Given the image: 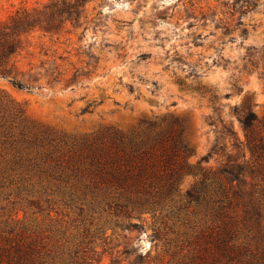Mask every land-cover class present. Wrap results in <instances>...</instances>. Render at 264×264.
Returning <instances> with one entry per match:
<instances>
[{
    "label": "rangeland",
    "instance_id": "obj_1",
    "mask_svg": "<svg viewBox=\"0 0 264 264\" xmlns=\"http://www.w3.org/2000/svg\"><path fill=\"white\" fill-rule=\"evenodd\" d=\"M47 1L0 0V21ZM84 8L78 26L28 36L16 65L32 90L0 76V92L23 110L29 136L58 141L130 132L171 116L183 123L190 164L216 145L223 151L202 163L216 168L237 153L238 141L250 159L238 117L251 109L264 120V0H87ZM255 163L258 173L247 182L264 186V162ZM193 182L184 174L180 194ZM74 183L27 172L0 145V250L38 236L46 248L83 249L100 264L123 258L125 245L151 249V257L159 255L152 264H164L163 246L150 238L153 226L180 242L199 227L192 205L178 202L180 209L133 211L130 221L141 229L129 232L115 227L127 219L107 207L101 192Z\"/></svg>",
    "mask_w": 264,
    "mask_h": 264
},
{
    "label": "trees",
    "instance_id": "obj_2",
    "mask_svg": "<svg viewBox=\"0 0 264 264\" xmlns=\"http://www.w3.org/2000/svg\"><path fill=\"white\" fill-rule=\"evenodd\" d=\"M86 2L48 0L20 7L0 21V76L14 87L32 90L29 78L19 77L16 65L28 36L36 31L59 34L67 24L78 26ZM76 78L75 71L69 80L74 82ZM23 114L12 99L0 92V145L12 153V161L29 173L58 183L72 180L74 187L101 192L107 207L127 219L115 222V227L129 232L141 229L130 221L133 211L173 208L178 202H182L183 208L192 205V213L199 215L200 222L189 235L191 238L184 233L186 238L180 242L178 234L167 238L163 227L152 228L150 238L161 243L167 257L164 264H264V186L247 182V177L258 173L255 162H264V120L259 121L251 109L238 117L250 159L245 158L242 143L234 142L237 153L227 155L226 161L216 168L202 164L212 154L223 151L216 145L195 164L188 162L192 149L185 139L183 123L176 117L143 121L142 128L130 132L108 129L93 136L55 141L29 136ZM259 123L261 127L257 128ZM18 128L19 136L15 134ZM225 129L235 138L233 131ZM184 174H190L194 182L180 194L179 182ZM81 244L82 241L77 248ZM119 255L123 258L114 264H152L159 257H151V249L142 252L130 250L127 245ZM100 261L101 257L86 256L83 249L65 254L63 250L46 248L38 236L18 238L7 249L0 250V264Z\"/></svg>",
    "mask_w": 264,
    "mask_h": 264
}]
</instances>
